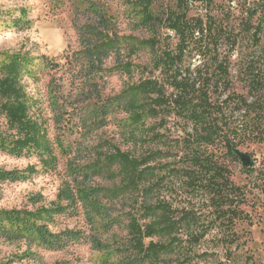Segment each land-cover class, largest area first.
Returning a JSON list of instances; mask_svg holds the SVG:
<instances>
[{
    "label": "trees",
    "instance_id": "obj_1",
    "mask_svg": "<svg viewBox=\"0 0 264 264\" xmlns=\"http://www.w3.org/2000/svg\"><path fill=\"white\" fill-rule=\"evenodd\" d=\"M127 1L138 11L135 28L151 39L121 34L105 9L90 3L87 10L92 16L75 22L78 47L68 48L61 57L0 51V119L5 126L0 124V151L16 158L37 157L46 172L57 169L62 159L65 162L55 200L43 205V197L36 196L30 199L32 210L0 209V239L51 251L85 241L106 253L105 264H190L206 233L200 231L194 212L177 206L170 186L179 182L188 190L202 187L213 202L224 199L222 191L232 187L228 168L207 152L223 138L226 102L214 101L211 93L229 91V64L208 54L206 40L214 32L217 47L220 29L213 30L212 20L190 15L191 1H204L209 7L212 0H176L175 9L163 13L155 10L163 0ZM3 17L0 10V22ZM172 34L178 40L175 49L170 46ZM161 44L153 60L159 77L105 94L110 76L132 75L133 56ZM191 48H198L196 56L202 59L194 68L186 65ZM112 58L115 64L108 67ZM41 73L50 76V120L24 85L26 77L37 79ZM231 96L233 109L247 115L259 112L258 99ZM118 114L126 115L118 123L120 139L134 148L150 145L146 152L137 156L124 151L115 137L105 135L111 117ZM172 120L192 132L185 129L189 138L170 145L163 130ZM49 125L61 140H53ZM235 148L228 141L229 156L239 161ZM36 173L35 166L0 170V182H24ZM107 181L110 186H104ZM80 215L92 235L76 229L51 230L55 216Z\"/></svg>",
    "mask_w": 264,
    "mask_h": 264
},
{
    "label": "rangeland",
    "instance_id": "obj_2",
    "mask_svg": "<svg viewBox=\"0 0 264 264\" xmlns=\"http://www.w3.org/2000/svg\"><path fill=\"white\" fill-rule=\"evenodd\" d=\"M234 1L236 6L231 5L229 0H212L209 7L208 3L198 1L190 12L193 16L200 15L205 21L212 20L213 30L220 29V34L217 31L220 37L217 47L212 40L214 32L211 39L206 40L210 46L208 54L227 59L229 64V91L211 93L214 101L226 102L224 134L222 141L209 147L207 152L219 165L228 168L232 184V187L222 191L224 199L217 202L210 201L212 195L202 187L193 191L182 188L179 182L170 186L177 206L194 212L199 218L200 231L206 233L189 259L190 264H264V24H260V21H264V0ZM90 3L104 8L117 22L121 34L144 40L152 38L146 31L135 28L133 20L138 16V11L127 0H0V10L4 12L0 22V51L29 53L32 57H61L68 48L78 47L75 22L84 23L92 16L87 10ZM175 7L176 0H163L155 4V10L160 13ZM254 11H257L255 16L252 15ZM162 32L167 34L165 30ZM170 36V46L175 49L178 40L173 34ZM163 45L144 49L133 56L132 75L116 73L110 76L105 94L115 95L141 80L159 77L153 60L160 54ZM197 51L198 48L189 50L187 66L194 68L200 64L202 59L196 56ZM114 64L112 58L107 66ZM209 68L212 72L211 64ZM252 80H256L255 84L251 83ZM49 81L50 76L44 73L37 79H24L28 94L34 102H38L47 120L52 116ZM232 93L249 102L261 101L255 104L259 112L247 115L243 110L233 109L236 106L230 102ZM125 117V114L111 117L105 135L115 137L122 150L131 151L137 156L143 154L150 145L134 148L120 139L118 123ZM49 123L52 124L51 121ZM0 124L5 127L3 119H0ZM183 124L172 120L167 131L163 130L170 145L177 144L182 138H189L185 129L189 133L192 131ZM49 129L53 140H61L53 125H49ZM228 141L232 148L237 146L235 150L250 156L254 165L245 167L240 160H233L228 154ZM178 151L173 150L171 154L177 156ZM64 163L62 159L57 169L46 172L37 157L16 158L0 151V170L26 169L29 166L37 168V173L24 182H0V209L32 210L30 199L36 196L43 197V205L55 200L64 180ZM111 183L107 181L104 186ZM50 227L54 232L76 229L86 235L94 233L83 215L73 218L55 216ZM107 236L103 235L104 238ZM106 258V253L94 250L85 241L71 244L60 251H51L26 242L10 243L0 239V264H105Z\"/></svg>",
    "mask_w": 264,
    "mask_h": 264
},
{
    "label": "water",
    "instance_id": "obj_3",
    "mask_svg": "<svg viewBox=\"0 0 264 264\" xmlns=\"http://www.w3.org/2000/svg\"><path fill=\"white\" fill-rule=\"evenodd\" d=\"M234 152L245 167H252L254 165L252 158L247 154L242 153L239 150H235Z\"/></svg>",
    "mask_w": 264,
    "mask_h": 264
},
{
    "label": "built area",
    "instance_id": "obj_4",
    "mask_svg": "<svg viewBox=\"0 0 264 264\" xmlns=\"http://www.w3.org/2000/svg\"><path fill=\"white\" fill-rule=\"evenodd\" d=\"M190 3H191L192 6H194V3L192 1ZM231 5L236 6V2L235 1H232L231 2Z\"/></svg>",
    "mask_w": 264,
    "mask_h": 264
}]
</instances>
